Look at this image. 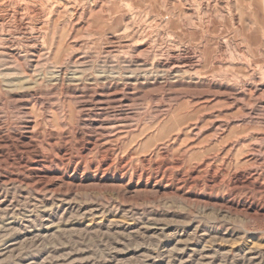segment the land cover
Wrapping results in <instances>:
<instances>
[{
	"label": "rangeland",
	"instance_id": "obj_1",
	"mask_svg": "<svg viewBox=\"0 0 264 264\" xmlns=\"http://www.w3.org/2000/svg\"><path fill=\"white\" fill-rule=\"evenodd\" d=\"M0 264H264V0H0Z\"/></svg>",
	"mask_w": 264,
	"mask_h": 264
},
{
	"label": "bare ground",
	"instance_id": "obj_2",
	"mask_svg": "<svg viewBox=\"0 0 264 264\" xmlns=\"http://www.w3.org/2000/svg\"><path fill=\"white\" fill-rule=\"evenodd\" d=\"M185 9V8H184Z\"/></svg>",
	"mask_w": 264,
	"mask_h": 264
}]
</instances>
